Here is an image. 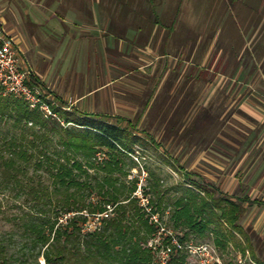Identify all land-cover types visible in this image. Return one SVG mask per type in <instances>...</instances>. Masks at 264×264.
Wrapping results in <instances>:
<instances>
[{
	"label": "trees",
	"instance_id": "trees-1",
	"mask_svg": "<svg viewBox=\"0 0 264 264\" xmlns=\"http://www.w3.org/2000/svg\"><path fill=\"white\" fill-rule=\"evenodd\" d=\"M142 1L136 8L134 0H111V5L116 11L144 12L145 28L174 26V20L170 26L163 24V3ZM39 83L34 75L32 86ZM172 85H165L170 110L175 105L189 107L181 92L172 99L167 96ZM46 96L50 116L0 89V195L7 204L14 203L9 210L0 209L9 225L0 230V264H42L41 258L44 264H159L156 251L148 246L156 225L135 194L140 178L129 176L139 169L133 156L141 133L156 150L161 145L139 129L141 117L134 122L122 115L69 110L58 96L60 105ZM152 99L144 110L162 109L159 99ZM179 168L184 185L173 198L149 168L146 185L141 186L151 213L162 221L160 213L169 210L170 228L183 247L174 248L166 264H186L191 235H211L217 249L232 245L241 255L255 258L241 219L248 206H264V200L225 193L201 174ZM97 216L95 229L84 232L89 219ZM170 243L165 239V245Z\"/></svg>",
	"mask_w": 264,
	"mask_h": 264
},
{
	"label": "rangeland",
	"instance_id": "rangeland-1",
	"mask_svg": "<svg viewBox=\"0 0 264 264\" xmlns=\"http://www.w3.org/2000/svg\"><path fill=\"white\" fill-rule=\"evenodd\" d=\"M106 1L108 4L110 0ZM0 2H5V5L9 3L11 5L12 2L16 5L17 13L9 12L7 6L3 5L0 8V16L4 17L5 21L9 20L12 25H16L17 38L20 40L17 43L23 64L38 78L40 82V85L37 84L38 89L45 96L47 95L50 101L60 105L56 99L58 95L64 103L71 104L73 101L72 97L64 99L65 92L61 94L62 91L57 89L56 79L60 75L66 78V84H70L72 76H76L82 89L79 93L93 90L106 82L102 79L93 80L91 78L93 70H97L98 73L100 68H106L107 72L112 71L110 78L118 79L113 86L103 88L102 92L97 91L88 99L89 102L86 100L84 105L83 102L79 103L76 108L91 113L122 115L134 122L141 117L138 121L139 129L151 134L161 148L156 150L154 144L148 141L147 135L141 133L142 141L135 146L136 154L133 156L138 162L139 169L133 170L129 179L139 177V185L145 187L147 179L145 170L149 168L159 177L161 189L169 191L167 197L173 198L180 193L184 185V176L179 171V167H183L184 170L199 173L219 185L225 193L264 198V185L253 189L254 186L250 189L253 191L250 192L245 190L248 173L254 171L252 175L258 176L262 171L264 172V97L261 95L255 96L256 98L233 97V93L238 88L245 93L251 89H255L257 94L263 93L264 80L261 74L264 72V66L261 64L256 66L257 74L250 87L246 79L242 80V76L236 77L239 78L240 83L237 82L238 80L235 83L231 81V77L237 75L231 74V60H227L226 65L219 69L220 76L214 82L215 75L207 72L206 76L209 80L207 87L199 79L203 76L200 70V49L203 44L217 47L213 56L219 50L226 55L231 51L232 44L236 45L240 51L241 61H246V44L255 43L256 59L261 57L264 43V0H161L160 2L154 0L158 6L163 3L159 10L161 15L164 14L163 24L170 26L174 20V26L170 28L175 30L173 35L176 34L174 69L171 62L164 66L162 60L159 63L136 48L130 50L137 53L136 56L129 57L127 62L119 54L120 46L115 43L117 40L112 39L113 43H108V48L104 49L95 33H92V37L87 41L83 39V42L71 39L62 43L60 37L63 35L57 38L56 36L45 38L43 34L47 33L48 30L44 29H47V26H41L44 31L42 33L39 28L33 26L29 28L30 25L25 23L24 12L20 13L25 4L24 0H0ZM144 4L148 5L147 0H144ZM113 19L116 22L119 20L117 17ZM26 31L33 32L34 35L31 37ZM54 31L57 34L61 33L58 27ZM112 32H118V28L113 26ZM128 36L137 37L136 43L142 41L139 42L138 47L146 46L145 33L139 31L138 35L130 33ZM172 51L170 52L174 54ZM152 60L153 64H151ZM103 62H107L106 66H101ZM108 62L113 67H109ZM124 67L134 69L135 72L126 75ZM157 70L161 79L165 75L168 78L170 73L174 72L175 93L183 94L185 91L184 98L190 101L189 107L175 105L172 106L174 111L170 110V104L165 97L167 94L165 86L161 91L163 96H158L159 103L163 104L162 109L152 106L150 110L149 108L144 110V103L150 96L156 95L153 88L160 86V83L156 82L158 75L154 74ZM243 72L246 73V68ZM188 75H192L191 83L187 80ZM162 85L161 83L160 89ZM216 90L217 96L212 97L211 92ZM68 93L70 94V91ZM155 99L157 97L151 102L153 103ZM244 103L252 105L255 111H249L243 106ZM134 105L135 110L131 112ZM177 111H180L179 114H174ZM237 172L243 176L241 178L243 186L233 189L232 181ZM139 198L141 205L146 203L143 195ZM13 204V202L7 204L5 198L0 195L2 211L8 206L12 207ZM2 211L0 210V230L5 231L9 229V225ZM160 214L164 225L167 228L172 227L169 222V210ZM241 224L249 232L255 258L251 253L241 255L232 245L225 251L217 249L211 235L203 238L191 235L190 245L208 247V252L197 250L195 253H187L186 264H218L215 259H218L220 264H264V206H248ZM97 225L98 221L95 217L90 218L84 232L95 229ZM238 239L240 240L241 237ZM40 261L44 264L43 258Z\"/></svg>",
	"mask_w": 264,
	"mask_h": 264
},
{
	"label": "crops",
	"instance_id": "crops-1",
	"mask_svg": "<svg viewBox=\"0 0 264 264\" xmlns=\"http://www.w3.org/2000/svg\"><path fill=\"white\" fill-rule=\"evenodd\" d=\"M100 1L101 0H27L26 2V0H24L25 4L22 7V11L20 13L24 12L25 23L27 25H30L29 28L33 26L34 28H39L42 31V33H44V31L41 29V26L44 25L47 26V29L46 28L44 29L48 30L47 31L48 34L47 33L43 34L45 38H52L51 36H56L55 38H57L63 35V37H60L62 43H64L65 41L68 42L71 39H74V41L83 42V39L87 41L88 38L92 37V33H95V36H97L99 43L103 45L104 49L108 48L107 47L108 43H113L111 41L112 39L117 40L115 41V43L117 42L120 46L119 54L121 58H124V60H126L127 62L129 57L136 56L137 53L130 51L133 48H136L139 51H142L143 54L149 55L151 59L157 60V62L159 63L160 60H162L164 66L169 64V62H171L174 69L176 65L175 63L176 58L174 52L176 49V34L173 35V33L175 30L162 29L161 31H159V27L157 26L151 27L150 25L149 27L145 28V20L142 11L137 12L134 10L132 11L124 10V9L122 10L121 8L118 9V11H116L112 9L113 5H111V0L108 2V4L106 3L107 2L106 0H103L102 3H100ZM134 3H135L134 7L136 8L137 0H134ZM5 4H6L5 2H0V8L3 7L4 5L7 6V10H9V12L15 11V13H17L15 4H12V2L11 5L10 3L7 5ZM113 17L119 18L118 22H116V20H114ZM0 18L5 24L8 31L15 37L16 41L20 42V40L17 38L18 33H17L16 25H12V23L9 20L5 21L4 17L2 16H0ZM113 26H116L118 28V32H112ZM56 27L60 28L61 31L60 34H57L54 31ZM139 31L145 33L144 39L146 46L143 48L138 47L140 41L136 43L137 37L128 36L130 35V33H134L138 35ZM26 32L31 37L32 35H34L33 32H29V31ZM140 43H142V41ZM232 46L233 47L230 49L231 51H229V53H227L226 55L223 54L222 50H219L213 56L214 50H216L217 47H215L216 48L215 49L213 45L205 46L203 44L202 48L200 49V66H201L200 70L203 72L202 74L203 76H200L199 79L202 83L206 84L205 87H207L209 84V80L206 76L207 72L209 73L211 72L212 74L215 75L213 79L214 82V80H217L218 77L220 76L219 74L220 72H218L219 69L224 65H226L227 60H231L232 63L231 74L232 75L237 74L231 77V81L235 83L238 80L237 82L240 83L239 78L236 77L242 76L243 78L242 80L246 79V81L248 82V87H250V83L255 79V76L257 74L256 66L260 64L264 66V43H263V53L261 54V57L258 60L256 59L255 43L246 44V50H247L246 61L244 60L241 61V57L239 56L240 55L239 48L236 47V45L234 46L233 44ZM124 47L126 50L124 49ZM183 49H185V46ZM108 51H110V49H108ZM170 51L174 52V54H172ZM153 60L151 61V64H153ZM106 64L107 62H103L101 66H106ZM108 65L109 67L112 66V64L110 63ZM124 68L126 75H130L133 72H135L134 69L128 67H124ZM244 68H246V73L243 72ZM105 69L100 68L98 73L97 70H93L91 73V78L95 81H100V79H102V81L105 80L106 82L101 83L99 87H95L93 90H87L84 93H79V91H81L82 89L81 86H79V79H76V76H72L70 84H66L67 80L64 76L60 75L57 77L56 79V83L58 85L57 89L59 91H62L60 92L61 94L65 92V95L63 96L64 99L65 98L67 99L68 97H72L73 99L71 104H67L69 110L77 109L76 106L82 102L84 105V102L86 100L88 101V99L92 96V94L97 93V91L100 90H101L100 92H102L103 88H109L114 85V83L118 79L110 78L112 71L108 70L107 72V70ZM156 73L158 75L156 82L160 83V86L161 83L163 85L161 89L159 85L153 88L156 94L155 97L158 98V96H161V91L165 89V83L169 84L170 82L173 85L170 88L167 96L170 99L175 98L177 93H175L176 86L174 83V75H173L174 72L171 73L169 72L170 75L169 73L167 74L169 75L168 78L165 77L166 75L162 76L163 77L162 79L158 74L159 73L158 70L154 72V74ZM189 76L190 75H188L187 80H190L191 83L193 78L191 79V76L190 77ZM261 76L264 80V72H262ZM144 90L146 91L147 89ZM68 91H70V94L68 93ZM216 91L211 92L212 97L217 96L218 91L217 92ZM255 92H256L255 89H251L246 91L245 93L244 90L238 88L233 93V97L249 98L255 96L257 97L258 95L264 97V91H262L263 93L261 94H257ZM182 96L186 97L185 91L182 94ZM155 97L153 96V98ZM168 104L170 103L168 102ZM243 106L247 107L249 111L250 110L255 111L254 107H252V105H249V103L248 104L244 103ZM239 108L241 109V107ZM134 110H135V105L134 108H131V112H133ZM172 111L174 110L172 109ZM253 172L248 173V175L246 176L247 188L245 190L249 192L253 191V189L255 188H258V186L264 185V172L262 171L258 176H253L252 175ZM236 174L233 177V181H232L233 189L239 186H243V182L241 181V178L243 176L238 172ZM251 188L253 189L250 190ZM251 199H255V198H251ZM261 199L264 200V198Z\"/></svg>",
	"mask_w": 264,
	"mask_h": 264
},
{
	"label": "built area",
	"instance_id": "built-area-1",
	"mask_svg": "<svg viewBox=\"0 0 264 264\" xmlns=\"http://www.w3.org/2000/svg\"><path fill=\"white\" fill-rule=\"evenodd\" d=\"M34 74L31 69L24 66L21 58V50L15 37L8 31L0 18V89L3 95H11L24 100L30 109L39 108L45 115H52L50 107L47 105L44 94L37 86H32ZM46 99H49L48 96ZM138 197L142 195L141 186L135 193ZM146 200L145 198H143ZM146 212L150 214V222L157 228L155 237L149 242L148 246L156 251L159 264H166L174 251V248H183L178 242L172 230L168 229L161 221L158 214L151 213L146 203H142ZM97 216L95 219L98 221ZM170 238L171 243L165 245V239ZM191 253L197 250L208 252V247H186ZM216 263L220 264L218 259Z\"/></svg>",
	"mask_w": 264,
	"mask_h": 264
}]
</instances>
